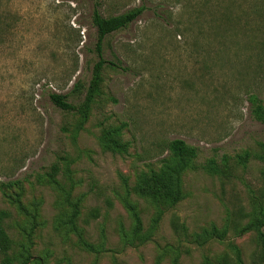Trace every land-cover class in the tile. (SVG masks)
Returning <instances> with one entry per match:
<instances>
[{
  "label": "rangeland",
  "instance_id": "rangeland-1",
  "mask_svg": "<svg viewBox=\"0 0 264 264\" xmlns=\"http://www.w3.org/2000/svg\"><path fill=\"white\" fill-rule=\"evenodd\" d=\"M96 2L105 17L144 11L104 40L114 67L77 131L81 115L50 95L74 105L86 96ZM257 104L264 109V0H0V211L16 253L44 264H238L232 244L243 264H264L258 232L239 234L264 206ZM110 126L123 128L127 153L103 148ZM175 139L198 155L182 200L156 226L137 187ZM213 226L229 228L224 241L198 239Z\"/></svg>",
  "mask_w": 264,
  "mask_h": 264
},
{
  "label": "trees",
  "instance_id": "trees-1",
  "mask_svg": "<svg viewBox=\"0 0 264 264\" xmlns=\"http://www.w3.org/2000/svg\"><path fill=\"white\" fill-rule=\"evenodd\" d=\"M102 4L96 2L92 12V25L96 28L98 38L96 43V53L98 61L94 66L92 80L90 86L86 90V96L79 105H74L67 101L66 96L60 94H51V101L64 111H75L82 117L81 122L77 126V131L84 128L89 119L91 105L95 96L98 94L102 83V71L107 66L114 67V64L108 63L103 56V43L107 36L126 29L131 25L144 11V7H137L120 15L105 17L101 12ZM81 86L75 85L74 91L79 90ZM253 101V99H252ZM255 114L259 121L264 124V109L261 104H257ZM122 127L110 126L106 128L100 137V142L104 149L114 153H127L128 143L122 140ZM169 158L163 162V166L159 171L152 170L149 174H142L137 187L138 192L151 200L157 209L155 225L157 226L163 216L169 210H172L183 198L182 191V175L189 167V162L197 157V150L186 144L185 141L175 139L168 143ZM214 165V163H212ZM127 183V182H126ZM72 220L79 216V206L73 205ZM135 218V235L139 238L142 232V220L137 212L133 210ZM10 215L5 211H0V264H44L40 257L32 255L19 256L15 251V243L7 233L5 220ZM176 225H178L176 223ZM264 206H260L259 217L256 216L245 227L239 230V234L245 233L252 229L259 234L260 242L264 252ZM74 228L76 226L74 225ZM229 233V228L225 227L220 230L213 226L210 230H205L198 235V239L203 242L210 239L224 241ZM82 239V238H81ZM82 244L88 249L91 248L83 239ZM230 248L234 251L236 262L243 264L239 249L230 244ZM174 264H180L176 259Z\"/></svg>",
  "mask_w": 264,
  "mask_h": 264
}]
</instances>
